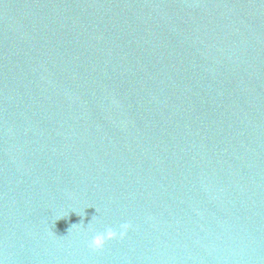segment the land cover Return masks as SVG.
Here are the masks:
<instances>
[{"label": "water", "instance_id": "1", "mask_svg": "<svg viewBox=\"0 0 264 264\" xmlns=\"http://www.w3.org/2000/svg\"><path fill=\"white\" fill-rule=\"evenodd\" d=\"M0 264H264V0H176L0 75Z\"/></svg>", "mask_w": 264, "mask_h": 264}, {"label": "clouds", "instance_id": "2", "mask_svg": "<svg viewBox=\"0 0 264 264\" xmlns=\"http://www.w3.org/2000/svg\"><path fill=\"white\" fill-rule=\"evenodd\" d=\"M130 228V222L121 223L118 227L106 226L103 231L94 232L91 238L85 241L86 246L92 252H99L104 248L106 242L114 239H123ZM88 230H92L90 223H88Z\"/></svg>", "mask_w": 264, "mask_h": 264}]
</instances>
